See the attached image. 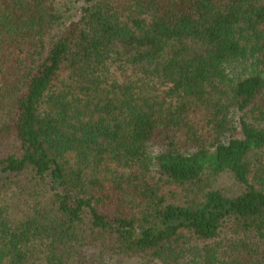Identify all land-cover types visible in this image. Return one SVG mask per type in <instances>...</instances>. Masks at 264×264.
Segmentation results:
<instances>
[{
    "label": "trees",
    "instance_id": "obj_1",
    "mask_svg": "<svg viewBox=\"0 0 264 264\" xmlns=\"http://www.w3.org/2000/svg\"><path fill=\"white\" fill-rule=\"evenodd\" d=\"M0 264H264V0H0Z\"/></svg>",
    "mask_w": 264,
    "mask_h": 264
},
{
    "label": "rangeland",
    "instance_id": "obj_2",
    "mask_svg": "<svg viewBox=\"0 0 264 264\" xmlns=\"http://www.w3.org/2000/svg\"><path fill=\"white\" fill-rule=\"evenodd\" d=\"M216 178H219V184L227 185L229 182H231V179L228 176L219 175L218 177L216 176Z\"/></svg>",
    "mask_w": 264,
    "mask_h": 264
}]
</instances>
